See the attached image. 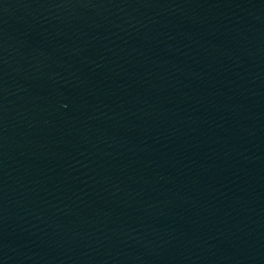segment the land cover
Wrapping results in <instances>:
<instances>
[{
  "label": "water",
  "instance_id": "water-1",
  "mask_svg": "<svg viewBox=\"0 0 264 264\" xmlns=\"http://www.w3.org/2000/svg\"><path fill=\"white\" fill-rule=\"evenodd\" d=\"M0 264H264V0H0Z\"/></svg>",
  "mask_w": 264,
  "mask_h": 264
}]
</instances>
